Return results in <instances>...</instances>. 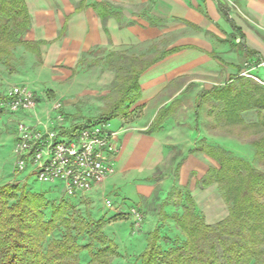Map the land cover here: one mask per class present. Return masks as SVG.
Listing matches in <instances>:
<instances>
[{"label":"crops","instance_id":"0c3cea01","mask_svg":"<svg viewBox=\"0 0 264 264\" xmlns=\"http://www.w3.org/2000/svg\"><path fill=\"white\" fill-rule=\"evenodd\" d=\"M24 1L31 18L26 40L38 44V55L20 47L17 58L14 51L18 65L14 64L13 72H1L0 81L8 88H29L38 102L39 118L55 101L64 103L65 111L75 108L79 97L90 93L86 80L95 81L102 95L108 96L116 79L115 72L105 64L111 52H123L151 63L138 80L140 99L133 107L142 108L140 115L127 122L119 118L114 123L109 121L111 129L118 132L120 146L113 175L75 199L62 197L65 201L46 199L51 189H32L22 183L32 192L42 193L47 201L67 202L80 211L86 209L90 221L103 223V228L120 226L126 234L123 237L119 233L113 239L118 259L136 258L135 254L140 255L147 247V234L161 225L159 212L148 203H160L161 189L174 185L169 183L170 177H162L161 166L181 159L195 148V131L189 130L187 134L179 127L183 123L177 124L178 118L186 111L193 118L201 93L241 77L242 66H248L246 72H250L252 79L264 82V0ZM97 5L106 6L113 15L103 20L95 9ZM95 51L106 55L86 63V57ZM70 96L75 100L63 99ZM162 110L165 112L161 125L150 130ZM16 115L27 123L35 121L29 113ZM179 140H190L192 146L172 154V147ZM198 157L196 153L188 155L187 162L180 167L179 178L184 179L196 168L198 173L202 171ZM59 187L64 193L60 184ZM112 190L143 209L141 228L133 229L132 220L122 216L124 208L118 212L105 206L106 196ZM98 197H102L107 209L101 216L92 211ZM146 206L151 209L146 210ZM122 240L127 241L121 244ZM134 243L138 247L132 246Z\"/></svg>","mask_w":264,"mask_h":264},{"label":"trees","instance_id":"16d2710c","mask_svg":"<svg viewBox=\"0 0 264 264\" xmlns=\"http://www.w3.org/2000/svg\"><path fill=\"white\" fill-rule=\"evenodd\" d=\"M95 9L103 20L113 15L104 5ZM225 15L230 21L228 13ZM30 27L24 0H0V64L8 72L15 69L16 48L24 47L38 55V44L26 40ZM105 64L115 72L116 79L107 96L110 105L103 110L100 122L128 115L127 109L140 99L139 77L151 65L123 52H111ZM203 100L217 103L213 107L217 126L229 129L231 134L234 129L244 137L258 136L251 146L255 158L264 164V87L239 77L224 87L203 91L196 112ZM248 111L257 112L256 123H245L242 114ZM164 112L158 113L150 130L161 125ZM197 151L219 165L208 169L200 186L218 185L228 207L227 216L213 224L205 223L195 212V201L186 193L182 215L172 217L184 240L162 251L159 242H167L160 229L169 218L160 211V228L147 234V247L136 260L139 264H264V172L221 147L204 146ZM50 202L42 193L26 187H0V264H82L79 256L83 250L89 253L88 264H111V259L118 257L116 245L103 235V223L75 217L69 212L74 207L67 202ZM45 211H50L48 217ZM88 236L89 244L78 242ZM96 243L100 248L94 252Z\"/></svg>","mask_w":264,"mask_h":264},{"label":"rangeland","instance_id":"374dc122","mask_svg":"<svg viewBox=\"0 0 264 264\" xmlns=\"http://www.w3.org/2000/svg\"><path fill=\"white\" fill-rule=\"evenodd\" d=\"M21 50L22 49L20 47L14 50L16 52L17 58L20 56L19 53L21 52ZM105 55L106 54L101 53L100 51L97 52L95 51L93 52L92 56L86 57L85 62L90 63L94 59L104 58ZM149 58H151V56ZM14 64L18 65L16 61L14 62ZM247 68L248 66H242L243 69L242 74H245L246 76L242 75L241 78L251 80L264 87V82L258 79L254 80L250 77V72H246ZM5 70L7 69L2 64H0V73L4 72ZM86 81H87L86 90L87 91L89 90L88 91L90 92L88 93L89 95L87 94L86 96H80L79 101H77V103L75 104V108L69 107L68 111H65V109L63 110V114L66 116L67 121L70 124L98 121V119L101 117L103 113V110L104 109L106 110L110 105L109 103L110 101L107 99V96L104 97L101 93V90H99L98 87L95 86L94 84L95 81L92 82H90L89 80ZM0 84L2 86L3 84H5V82L1 80ZM63 86H65V84ZM7 89L8 87L4 85L0 88V102L3 99L2 97H5L7 93ZM63 89H65V87ZM63 99L69 100L71 102L75 100L74 97L71 96L67 98L63 97ZM190 99L192 102L194 97H191ZM195 100H197V98ZM214 106H217V103H212L209 100H203L200 103L199 111L194 112L193 118L190 117L187 111L181 114V117L178 118L177 124L183 123V125L179 127H183L186 133L190 130V131H195L196 136L198 135V137L195 136V140H194L195 148L189 151V153H186V155L184 154V156H182L181 159H178L176 161L172 159L161 166L162 169L160 172L162 177L163 176L170 177L171 180L169 181V183L173 182L174 185L170 187H166L167 188L166 193L164 192V189L166 188L163 186L164 188L161 189L163 192L162 193L163 199L161 200L160 203H154L153 205H152L153 202L148 203L149 204L148 206H153L156 213L163 211L165 209L167 212V216L169 218L164 223L162 227L163 232L161 233L162 237L166 238L165 241L167 242V244H165V242L162 240L159 242L162 251L164 252L167 251L169 248H171L172 244H180V241L184 240V237L182 236L180 229L172 220V217L174 215H178V216L182 215L183 213L182 207L185 204L184 195L186 193H189L193 198V200L195 201L196 204L195 212L196 214H198L199 216L201 215V217L204 218L205 223L207 224H213L214 222L216 223L224 219L228 214V207L224 202L223 198L221 197L220 191L218 189V185L212 184L206 188H204L202 184L200 186V181L204 178L208 169L213 166L219 168V165L209 157L208 158L210 160L205 159L203 157L204 154L197 151L198 148H203L204 146L221 147L231 152L235 157H238L242 160L249 162L257 170L264 172V164H262L255 158V150L251 146V142L257 139L258 136L251 135L248 137L247 136L244 137L241 136V134H239L240 135L239 136L238 130L233 129V132L235 133L231 134L229 133L230 132L229 129L217 126L215 115L213 112ZM0 109L2 110V112L0 113V187L1 185L7 183L22 188V187H26L24 186L25 184L22 183H26V185L32 187V189H46V190L51 189L50 193L45 195V198L49 200L57 199L58 201H65L64 199L66 200L75 199L73 196H67L65 193H63V191L59 187V184H47L37 181L36 177L34 175H31L32 169L30 167L25 169L21 173H17L16 169H17L18 159L13 154V149L15 144L14 143L15 140H13V138L15 139L17 137V132H16L17 123L20 122L21 120L18 119L16 114H11L7 110H5V107H0ZM141 109H142L141 107L132 106L131 108L127 109L128 115H119L117 118L127 122L128 120L138 117V115H140L141 113ZM242 118L247 124L256 123L258 120L257 112L256 111L245 112L242 114ZM114 122H115L114 119L110 120V123H114ZM242 132L244 133V131ZM248 133L249 131L245 132L246 135ZM189 141L190 140H179L178 145L172 147L171 153L173 154L178 151L182 152V149H184L185 151L187 146H192L189 144L190 143ZM192 142L193 140H191V143ZM194 153H196V156L199 155L198 158H200L199 163L200 162L202 163L200 164L202 171L198 173L197 172L198 170H196L197 169L196 168L190 170L184 179L179 178L180 167L185 162H187L188 155L189 154L194 155ZM177 192H179V194ZM106 197H107L106 199H109L116 207L119 208V206H123L125 210H128L129 208L134 207L136 205L134 202L123 198L115 190L109 192ZM53 203L57 204V201ZM198 206L199 209H197ZM92 208H93L92 211L99 214L100 216L105 213V210H107L103 206L102 197L95 198V201L92 204ZM145 209L148 210L151 209V207L148 208L146 206ZM139 210L141 214L144 213L142 208H139ZM81 211H83L84 214H82ZM81 211L74 209L69 212L73 214L75 217L76 216L79 217V215H81L85 218V220L90 221L88 215L86 214L87 210L84 209ZM45 212H46V216L48 217L50 211H45ZM122 216L126 219L124 214H122ZM119 233H122L123 237H125L126 232L120 226H110L108 228H103L104 237L108 241H112L114 244H115V242L113 241L114 236L115 237L118 236ZM59 235H60L59 233L57 232L55 233V236L58 237ZM126 241L127 240H122L120 243L121 244L126 243ZM78 242L81 245H86L91 242V238L90 236H88L85 237L84 239L78 240ZM132 246L138 247L136 243H134ZM99 248L100 246L96 243L94 244L93 251L96 252ZM139 250L140 249L136 251ZM137 255L138 254H135L136 257L140 256ZM79 258L82 264H88L90 259L88 251L87 250L81 251ZM114 258L115 259L113 260V264H122L123 262L125 263V261H126L125 264H139L136 258L126 257V259L124 258V261L123 260L119 261L118 257H114Z\"/></svg>","mask_w":264,"mask_h":264},{"label":"built area","instance_id":"2783aa9c","mask_svg":"<svg viewBox=\"0 0 264 264\" xmlns=\"http://www.w3.org/2000/svg\"><path fill=\"white\" fill-rule=\"evenodd\" d=\"M0 107L11 114L29 113L35 117L32 124L17 123L14 146L17 173L30 167L37 181L60 184L64 193L73 197L90 192L114 174L120 146L118 132L111 129L109 122L70 124L60 101H55L45 116L39 118L36 97L26 86L8 88ZM105 206L118 212L124 208L116 207L109 199ZM121 213L132 220L133 229L142 227L139 208L134 206Z\"/></svg>","mask_w":264,"mask_h":264}]
</instances>
